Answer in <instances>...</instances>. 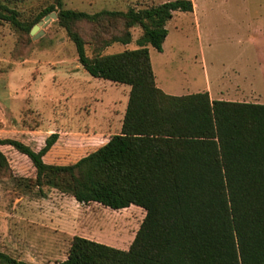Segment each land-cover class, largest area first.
<instances>
[{
	"label": "trees",
	"instance_id": "trees-1",
	"mask_svg": "<svg viewBox=\"0 0 264 264\" xmlns=\"http://www.w3.org/2000/svg\"><path fill=\"white\" fill-rule=\"evenodd\" d=\"M56 9L82 69L130 87L121 132L72 165L44 162L56 133L39 151L11 139H0V146L30 160L40 189L54 188L80 205L146 212L128 250L74 236L67 258L56 264H264V105L211 101L206 93L169 96L156 86L149 47L162 51L166 24L175 12H192L191 0L94 14L54 0L30 24L0 5V20L30 34ZM83 24L94 28L93 57ZM134 27L141 29L136 49L102 54L131 44ZM0 264L29 263L0 247Z\"/></svg>",
	"mask_w": 264,
	"mask_h": 264
},
{
	"label": "rangeland",
	"instance_id": "rangeland-1",
	"mask_svg": "<svg viewBox=\"0 0 264 264\" xmlns=\"http://www.w3.org/2000/svg\"><path fill=\"white\" fill-rule=\"evenodd\" d=\"M169 1L174 0H62V9L88 14L127 12ZM53 4L54 0H0V5L15 11L24 24L35 21ZM259 6L255 0H214L205 5L216 24L215 45L221 47L218 60L226 74L230 71L227 62L239 58L250 65L244 70L252 73L260 70L258 64L264 51L246 42V33L240 40L228 42L225 31L229 17L258 10ZM58 12L56 9L53 13ZM79 30L87 42V56L93 57L97 45L94 28L83 24ZM168 30V42L193 41L186 14L178 13ZM40 31L41 36L32 40L27 32L0 20V139L17 140L39 151L46 139L56 133L59 138L43 158L44 162L72 165L113 136L112 125L108 131L101 129L99 123L116 118L114 111H122V90L117 91L113 83L93 78L82 69L76 47L58 20L41 26ZM131 34V44H114L102 54L136 49L141 29L134 27ZM152 53L157 65V54ZM0 151L6 159V164L0 166L2 251L29 264H56L67 258L74 236L129 249L145 218L143 209L131 206L116 211L97 203L79 205L54 188H38L36 170L26 156L10 146H0Z\"/></svg>",
	"mask_w": 264,
	"mask_h": 264
},
{
	"label": "crops",
	"instance_id": "crops-1",
	"mask_svg": "<svg viewBox=\"0 0 264 264\" xmlns=\"http://www.w3.org/2000/svg\"><path fill=\"white\" fill-rule=\"evenodd\" d=\"M213 1L191 0L192 12H175L166 24L168 36L162 44V51L158 52L149 47L156 86L169 96L181 97L206 93L211 101L264 105V56H260L259 74L244 70L250 65L242 58L227 62L230 67L228 74L221 69L223 64L221 60H218L221 47L215 45L217 37H214L216 24L211 20L212 13L205 7L207 3ZM255 2L260 4L258 10H246L242 14L229 17L225 31L228 35V42L240 40L246 33L248 35L246 42L255 44L259 50L264 51V0H255ZM178 13L186 14L190 18V27L193 32L191 42H168L170 36L168 27ZM152 51L157 54V65L154 63L155 58ZM112 85H115L117 91L122 90V111H114L113 116L116 117L114 119L101 120L99 127L107 128L109 131L112 125L113 135H117L121 132L130 87L114 83ZM110 138L111 136L108 137L106 143ZM92 241L98 242L97 240Z\"/></svg>",
	"mask_w": 264,
	"mask_h": 264
},
{
	"label": "water",
	"instance_id": "water-1",
	"mask_svg": "<svg viewBox=\"0 0 264 264\" xmlns=\"http://www.w3.org/2000/svg\"><path fill=\"white\" fill-rule=\"evenodd\" d=\"M51 20H58V14L51 13L50 15L46 16L42 21H40L38 24H36L30 31L32 40H36L41 36L42 32L40 31V27L45 26Z\"/></svg>",
	"mask_w": 264,
	"mask_h": 264
}]
</instances>
